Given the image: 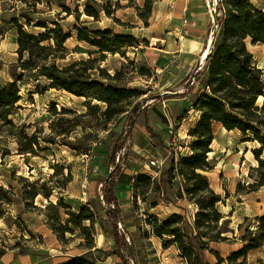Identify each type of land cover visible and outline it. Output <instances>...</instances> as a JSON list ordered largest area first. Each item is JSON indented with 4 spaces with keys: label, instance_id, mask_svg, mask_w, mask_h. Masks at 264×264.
<instances>
[{
    "label": "rangeland",
    "instance_id": "rangeland-1",
    "mask_svg": "<svg viewBox=\"0 0 264 264\" xmlns=\"http://www.w3.org/2000/svg\"><path fill=\"white\" fill-rule=\"evenodd\" d=\"M88 1L93 6L109 2L43 0L37 6L43 12L33 14V18L36 21L51 20L55 14L61 13V26L66 32H73V37L66 42L67 58L59 59L58 63L103 58L95 66L99 64L111 75L120 71L119 78L111 81L113 85L140 92V96L114 107L115 110L123 107L124 111L110 118L103 115L107 108L105 102L95 100L93 109L88 111L85 97L50 88L48 80L38 76L36 71L18 68L17 30L11 20L29 8L27 2L33 1L0 0V28L4 33L0 37V87L14 82L16 74H23L22 80H19L22 99L10 118L17 125H25L29 136L36 132L41 145L48 148L36 155L19 154L14 139L0 136V188H4L0 191V258L8 254L19 256L18 252L26 249L39 261L38 264H52V260L59 257H66L64 260H67L69 253L91 254L97 261L105 259L106 255L96 248L112 250L114 240L101 199V187L114 170L109 158L122 130L127 127L132 128L131 135L122 140L123 147L116 155L117 170L121 173L117 180V195L126 226L136 245L137 260L126 251V264H188L176 245L163 246V240L153 234V222L150 221L152 217H157L159 222H163L174 214H181L193 223L200 210L195 202L188 199V183L184 178L177 175L166 185L161 180L162 173L154 175L155 168L150 165L154 155L167 158L166 171L173 159L193 154L191 143L195 139L189 131L196 125L200 114L191 103L168 100L178 96L177 93L193 95V89H198L196 80L201 65L196 67L177 60L169 50L176 45V40H179L176 38L183 31L184 0H158L148 25L138 16L135 7L127 6V1L121 2L122 7L115 10L114 15L108 16L102 11L100 17L94 20L84 11ZM257 1L264 6V0ZM49 2H52L51 9ZM136 2L143 6L144 0ZM60 5H67L73 13L67 16ZM78 13L82 27L112 28L116 34L133 36L134 41L122 47L124 55L117 52L101 57L95 46L78 40L74 30ZM21 22L24 20L21 19ZM26 30L32 33L41 31L35 27H26ZM250 44L248 39V47L264 71V45ZM90 72L94 78L99 77V71ZM143 98L146 99L144 106L132 124L127 113ZM53 104L58 111L66 108L74 114H64L61 117L64 120L60 121V117L51 112ZM76 123L80 125L66 137L67 144L62 143L63 137H56L55 130ZM214 130L213 153L209 154L213 168L205 174L213 189L222 196L217 205L224 215L222 222L230 220L229 227L235 233L229 232L226 234L228 240L212 242L210 247L224 258L221 264H229L227 258L244 245L240 239L242 234L247 228L254 229L259 225L258 217L264 216L261 215L264 213V185L249 191L251 183L264 178L263 168L253 153L261 145L257 141H245L239 131L222 132L220 124H215ZM46 138H56L57 143H48ZM139 143L143 144L141 148L134 146H139ZM6 150L8 154L3 155ZM261 159L264 160V147ZM140 174L152 176L153 182L148 185L139 181ZM37 192L39 194L34 196ZM179 192L183 193V199L177 197ZM46 193L50 196L46 197ZM7 196L12 198L10 203L4 201ZM60 199L62 205H50ZM81 206H88L94 214L93 222H84L85 226H89L96 245L91 251L86 248L87 239L82 229L74 223L69 224L71 232H67L65 242L52 230V226H57L59 221L67 224L69 212L77 213ZM259 258L264 259V246L251 250L247 256L249 264H257ZM206 259L209 264L219 263L210 251L206 252ZM119 264L124 263L121 260Z\"/></svg>",
    "mask_w": 264,
    "mask_h": 264
},
{
    "label": "trees",
    "instance_id": "trees-1",
    "mask_svg": "<svg viewBox=\"0 0 264 264\" xmlns=\"http://www.w3.org/2000/svg\"><path fill=\"white\" fill-rule=\"evenodd\" d=\"M32 1V3L27 2L29 7L27 10L11 20L17 30L18 68L29 72L36 71L38 76L48 80L50 88L85 97L88 111L93 109L92 103L95 100L105 102L107 108L103 111V115L107 118L124 111L123 107L118 110L114 107L122 105L132 97L140 96L137 90L112 84L111 81L118 79L121 75L120 71L111 75L99 64L95 66V63L101 62L103 58L58 63L59 59L67 58L66 42L73 37V32H66L61 26L59 22L62 19L61 13L55 14L51 20L36 21L33 14L43 12L37 8L43 0ZM122 1H127L128 7H135L138 16L148 25L154 4L158 0H144L143 6H139L136 0H109L107 4H98V6H93L88 1L84 11L88 16L97 20L102 11L108 16L114 15L115 10L122 7ZM49 4L51 9L52 2ZM60 7L67 16L73 13L67 5H60ZM80 18V13H78L77 23L74 25L78 40L95 46L101 53V57H104L106 53L115 54L117 52L124 55L122 47L134 41L133 36L116 34L112 28L82 27ZM21 19L24 20L23 23ZM216 22L218 28L215 29L212 48L205 59V65L197 72L198 89L194 99L190 101L192 108L200 114L196 125L189 131L190 136L195 139L191 143L193 154L189 157H180L178 160L173 159L169 168H166V171L164 168L161 172V180L166 185L170 184L177 175L184 178L188 183L186 191L189 194L188 199L195 202L200 210L196 213L193 223L181 214H174L163 222H159L157 217L150 219L153 222L152 232L163 240V246L167 248L170 245H176L188 264H209L206 259L207 251L214 253L219 260L218 264H221L224 258L219 252L213 250L210 244L228 240L229 237L226 234L235 233V230L229 227L230 220L222 222L224 215L217 206L222 201V196L213 189L205 174L213 168L209 153L212 152V145L216 138L214 125L221 124L228 131L241 132L245 141L259 142L261 148L254 149L253 153L260 167L263 168L264 174V160L261 159L262 147H264V71L258 66L254 53L248 47V39L253 45H264V7L253 3L252 0H218ZM26 27L40 28L41 31L32 33L27 31ZM3 35V30L0 28V37ZM90 70L99 71V79L94 78ZM22 75L16 74L14 82L0 87V136L14 139L19 154L36 155L39 151L48 148L41 145L36 132L29 136L25 131V125H17L10 118L22 99L19 86ZM185 95L187 92L181 96ZM145 100L143 98L142 101H137L128 111L127 118L132 124L136 122ZM51 112L54 116L60 117L58 118L60 121L64 120L61 118L62 115L74 114L66 108L58 111L55 104L52 105ZM79 125L76 123L67 127L61 126L55 130V135L63 137L61 142L67 144L66 137ZM146 127L153 134L150 127L148 125ZM131 132L132 128L125 127L119 140L116 141L109 158L114 170L101 187V199L114 240V248L112 250L96 248L89 226L84 225L85 221H94V214L88 206H81L77 213L70 211L67 224L59 221L57 226H52L58 238L65 242L67 232H71L69 224L74 223L82 229L87 239L86 248L90 251L96 248L106 256L115 255L124 264L127 262L126 251L134 260H137V249L131 232L126 226L124 211L117 195V180L121 173L117 170L116 155L123 147L122 140L129 137ZM45 141L57 143L56 138H46ZM6 154L8 150L3 153V155ZM138 179L145 181L148 185L153 182L152 176L145 174H140ZM33 185L36 184L33 183ZM250 185L252 189L249 191H252L253 187L264 185V178ZM3 189L0 188V191ZM38 194L39 192L34 196ZM45 195L49 197L50 193ZM177 197L183 199V193L179 192ZM4 201L10 203L12 198L7 196ZM62 204V199L56 204L50 203L52 207ZM65 207L70 209L69 206ZM258 220L259 225L254 229L247 228L240 237L244 245L227 258L229 264H249L247 260L249 252L264 246V216L258 217ZM240 228L242 229V224ZM18 253L25 255L29 251L24 249ZM57 264H97V259L91 254H82L69 257ZM257 264H264V259L259 258Z\"/></svg>",
    "mask_w": 264,
    "mask_h": 264
},
{
    "label": "crops",
    "instance_id": "crops-1",
    "mask_svg": "<svg viewBox=\"0 0 264 264\" xmlns=\"http://www.w3.org/2000/svg\"><path fill=\"white\" fill-rule=\"evenodd\" d=\"M253 3L260 5L262 7L263 4L258 2L257 0H252ZM182 18L183 20V31L180 35L179 40H176V45H173L169 50L174 54V58L177 60H182L185 63H189L191 65H201V69L205 65V59L212 48V42L214 40V25H213V17L210 14L206 0H184L183 9H182ZM193 93L195 94L197 89H193ZM193 94V95H194ZM177 97H170L168 100H178L185 101L190 104L192 101L193 95L188 93L185 96H181L177 93ZM189 98V99H188ZM182 103V102H180ZM221 125V124H220ZM222 132H234L237 130L228 131L224 129L221 125ZM143 144L139 143L138 145H134L138 148H141ZM264 210V206H263ZM261 215H264L261 214ZM4 255L0 258V264H34L39 263L36 261L30 254L21 255ZM77 253H69L67 256H76ZM66 257L54 258L52 260V264H57L65 261ZM69 258V257H67ZM121 263V259L115 255L106 256L105 259H101L97 261V264H119Z\"/></svg>",
    "mask_w": 264,
    "mask_h": 264
},
{
    "label": "built area",
    "instance_id": "built-area-1",
    "mask_svg": "<svg viewBox=\"0 0 264 264\" xmlns=\"http://www.w3.org/2000/svg\"><path fill=\"white\" fill-rule=\"evenodd\" d=\"M207 7L210 14L213 17V25L214 28L217 29L218 25L216 22L217 15V6L218 0H206ZM150 165H152L155 169L153 170L154 175H158L162 172V170L167 167V158H159L158 156H153V159L150 160ZM150 165H148L150 167Z\"/></svg>",
    "mask_w": 264,
    "mask_h": 264
},
{
    "label": "bare ground",
    "instance_id": "bare-ground-1",
    "mask_svg": "<svg viewBox=\"0 0 264 264\" xmlns=\"http://www.w3.org/2000/svg\"><path fill=\"white\" fill-rule=\"evenodd\" d=\"M250 46H255V45H253V44H250ZM225 129V128H224ZM213 152H210L209 154H212Z\"/></svg>",
    "mask_w": 264,
    "mask_h": 264
},
{
    "label": "water",
    "instance_id": "water-1",
    "mask_svg": "<svg viewBox=\"0 0 264 264\" xmlns=\"http://www.w3.org/2000/svg\"><path fill=\"white\" fill-rule=\"evenodd\" d=\"M214 33H215V30H214ZM213 43V42H212Z\"/></svg>",
    "mask_w": 264,
    "mask_h": 264
}]
</instances>
